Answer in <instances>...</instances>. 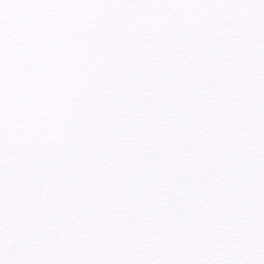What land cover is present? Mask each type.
Instances as JSON below:
<instances>
[{"label": "snow or ice", "instance_id": "obj_1", "mask_svg": "<svg viewBox=\"0 0 264 264\" xmlns=\"http://www.w3.org/2000/svg\"><path fill=\"white\" fill-rule=\"evenodd\" d=\"M0 264H264V0H0Z\"/></svg>", "mask_w": 264, "mask_h": 264}]
</instances>
